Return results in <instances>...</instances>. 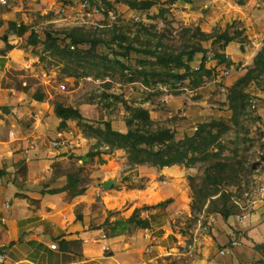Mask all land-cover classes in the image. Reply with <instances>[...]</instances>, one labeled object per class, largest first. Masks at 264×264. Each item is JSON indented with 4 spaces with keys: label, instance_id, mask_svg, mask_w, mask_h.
Wrapping results in <instances>:
<instances>
[{
    "label": "rangeland",
    "instance_id": "1",
    "mask_svg": "<svg viewBox=\"0 0 264 264\" xmlns=\"http://www.w3.org/2000/svg\"><path fill=\"white\" fill-rule=\"evenodd\" d=\"M5 1L0 3V180L11 188L3 204L21 198L31 211L63 227L72 237L67 248L80 255L79 264H264V74L243 88L249 104L237 126L228 100L231 86L264 46V0H157L146 11L116 0H106L110 6L92 0L89 9L84 0ZM196 27L215 35L240 34L220 50L230 65L215 58L213 38L201 42L211 74L199 86H193L196 75L165 76L166 82L157 84L158 73L181 75L184 69L158 66L155 57L127 52L119 44L178 53L190 35L183 29ZM78 28L103 43L90 54L89 44L72 48L68 34ZM121 33L126 41H111ZM48 36L58 47L80 53L81 60L60 58ZM201 58L195 54L191 70ZM151 71L146 87L140 74ZM59 106L77 110L83 120L60 126ZM127 106L146 109L154 128L173 130L176 140L192 136L203 123L228 126L220 139L225 147L220 159L239 169L236 183L218 186L230 196L228 219L215 211L222 205L218 195L212 197L215 204L208 198L197 204L202 209L192 207L193 189L203 183L210 165L206 161L159 169L130 163L123 149L96 147L94 133L87 134L84 124L104 129L108 122L125 133L139 125L126 124ZM68 174L79 179L84 193L62 190ZM106 182L111 185L105 187ZM54 189L60 191L48 193ZM133 213L150 226L130 224L121 231L113 224H128Z\"/></svg>",
    "mask_w": 264,
    "mask_h": 264
},
{
    "label": "trees",
    "instance_id": "2",
    "mask_svg": "<svg viewBox=\"0 0 264 264\" xmlns=\"http://www.w3.org/2000/svg\"><path fill=\"white\" fill-rule=\"evenodd\" d=\"M86 1L88 3L92 2V0ZM102 1L107 6H110V3L106 0ZM116 1L126 4L130 7V9L137 11H146L157 2V0ZM11 27L15 28L16 25L12 24ZM183 30V35L185 34L186 36L189 33L190 35L187 37V41L184 44L183 49L178 53L163 51V53L158 54L156 50L148 48L140 49L132 46V44H119L127 52L135 50L137 52L155 57V64L158 66L184 69V73L181 75L172 74L170 72L171 70L164 73L163 71L158 73V79L156 81L157 84L162 82L165 83V76L167 78L171 77L177 80H183L188 76L196 75V80L193 81V86H199L202 77L209 76L211 74V70L205 67L208 50L202 47L201 42L212 38L213 40L211 46L212 51L215 53V58L227 65L231 64V62L227 60L226 55L224 53H220V50H224L228 46L229 42L233 41L236 36H239L240 34L229 35L227 32H223L215 35L205 33L198 27L194 30H191L190 28H185ZM24 31L25 29L22 27L18 31V34L21 35ZM36 37L37 35L33 33L32 38L35 39ZM68 38L70 39V44H72V46L89 44V54L95 50L97 44L103 43L101 39L91 37L87 32L83 33L80 28L75 29L72 33L68 34ZM48 39L51 40L50 48L55 49L56 53L63 60H66L67 62H78L81 60L80 53H75L67 47H58L55 44V40L51 39L50 36H48ZM117 39L120 42L126 41V37L122 33L117 35L114 34L111 41ZM6 40V37H4L5 42ZM34 43L35 41H32V44ZM196 53L202 54L199 70H191L190 63L194 60ZM91 57L94 58L93 65L97 66L99 63L97 62V59H95L96 54L94 55L92 53ZM105 63L106 59L103 60V64ZM143 66L145 65L143 64ZM105 69L106 71H111V66L107 65L105 66ZM154 73V71H151L142 72L140 74L142 77L141 82L144 86L148 87L151 84L150 79ZM106 74L108 76L111 75L110 72H106ZM260 74H264V46L255 56L253 66L230 88L228 100L229 109L232 112L231 121L233 125H239V116L246 110V106L249 104V102L246 101L247 93L243 92V88L247 87L251 81L256 80ZM111 97L115 100H120L116 95H112ZM127 110L130 113V117L127 119L126 124L129 127L135 125V123L139 125L135 128H130L125 133L112 129L111 124L108 122H104V129H101L100 127H93L87 123L84 124L87 134L94 133L92 136L97 139L96 147L100 144H104L108 147V150L123 149L126 151L130 163L149 165L159 169L174 165H184L185 167L190 168L195 166L198 162L206 161L210 165L205 170L203 183L198 185L196 189H193L197 197L194 199L193 203L195 202V205L192 207L193 209H202L199 208V205L197 204H203V201L208 198H211V200H213L212 202L215 204L216 199L212 197L218 195L216 198L217 200H222V205L220 208L215 209V211L218 212L224 219H228V217L232 214L231 209L227 207V201L230 196L226 192L220 191L218 186L222 184L229 186L233 182L236 183L235 181L239 175V169H237L234 164L231 165L227 162L221 161L220 159L223 150H225L224 145L220 143V139L229 130L228 126L223 121L203 123L196 127L192 136H185L182 139L176 140L173 130L166 127L154 128L149 112L143 107L127 106ZM55 112L57 116L61 118L60 126H65L66 121L69 119H76L79 121L83 120L81 114L72 108H63L59 106L55 109ZM140 124L142 125L141 127H139ZM98 155H100V153H98ZM189 180L191 181V184H193L195 179L191 177ZM78 186L79 179L68 174L66 186L62 190L71 191L74 196L84 193L85 189L83 187L79 188ZM59 191L60 190L54 189L48 191V193L53 194ZM79 218H81V216H79ZM126 222H128V224L121 221L113 222V224H117L119 226V230L121 231L125 230L130 224L140 228H148L150 226V222L147 219L139 218L136 213H133V215L127 219ZM114 228L115 227H113V229ZM68 244L69 241L62 240L61 248L63 250H67Z\"/></svg>",
    "mask_w": 264,
    "mask_h": 264
},
{
    "label": "crops",
    "instance_id": "3",
    "mask_svg": "<svg viewBox=\"0 0 264 264\" xmlns=\"http://www.w3.org/2000/svg\"><path fill=\"white\" fill-rule=\"evenodd\" d=\"M9 188L11 185L0 180V264L81 263L79 254L61 248L62 240L70 241L72 238L63 227L49 217H41L40 213L31 211L21 198L15 197L11 205L3 204V196ZM53 243L57 249H51Z\"/></svg>",
    "mask_w": 264,
    "mask_h": 264
},
{
    "label": "built area",
    "instance_id": "4",
    "mask_svg": "<svg viewBox=\"0 0 264 264\" xmlns=\"http://www.w3.org/2000/svg\"><path fill=\"white\" fill-rule=\"evenodd\" d=\"M0 3H1V4H6V1H5V0H0ZM82 5L85 6V7H87L88 9L90 8V7H89L90 5H89V3H88L86 0H84V1L82 2ZM93 11L98 13L100 10L96 7V8H93ZM113 16H114V15H111L112 18H114ZM72 48H73V46H72ZM195 69L198 70V67L195 68ZM232 244H234V242H233ZM54 246H55V245H53L52 247H54ZM222 253H223V252H222Z\"/></svg>",
    "mask_w": 264,
    "mask_h": 264
},
{
    "label": "water",
    "instance_id": "5",
    "mask_svg": "<svg viewBox=\"0 0 264 264\" xmlns=\"http://www.w3.org/2000/svg\"><path fill=\"white\" fill-rule=\"evenodd\" d=\"M110 185H111L110 182H106V183L104 184L105 187H109Z\"/></svg>",
    "mask_w": 264,
    "mask_h": 264
},
{
    "label": "clouds",
    "instance_id": "6",
    "mask_svg": "<svg viewBox=\"0 0 264 264\" xmlns=\"http://www.w3.org/2000/svg\"><path fill=\"white\" fill-rule=\"evenodd\" d=\"M206 63V62H205ZM195 69V68H194ZM196 70V69H195ZM198 70H199V67H198ZM235 243V242H234ZM233 245V244H232ZM234 246V245H233Z\"/></svg>",
    "mask_w": 264,
    "mask_h": 264
}]
</instances>
